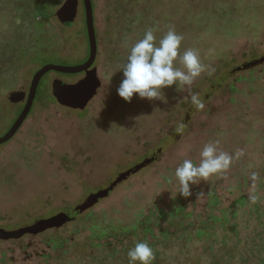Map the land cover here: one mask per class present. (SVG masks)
<instances>
[{
	"label": "rangeland",
	"instance_id": "374dc122",
	"mask_svg": "<svg viewBox=\"0 0 264 264\" xmlns=\"http://www.w3.org/2000/svg\"><path fill=\"white\" fill-rule=\"evenodd\" d=\"M65 1L27 3L43 20L36 26L46 31L36 40H46L49 46L41 65L74 67L88 59L83 0L71 25L56 17ZM92 1L98 44L93 69L101 86L84 110H74L57 102L52 85L55 79L74 84L85 74L50 72L41 79L29 117L17 135L0 146V229L13 231L62 212L72 214L87 197L108 189L120 173L146 158L156 161L62 227L1 240L0 264H128L123 254L126 263L105 259L106 252L88 239L93 231L135 228L152 213L181 207L197 215L206 212L212 193L218 195L221 208H229L242 192L238 188L243 179L264 168V0ZM13 5V0H0V137L25 105L11 103L8 94L23 88L28 95L42 67L32 59L31 49L21 60L14 58L30 33L27 22L18 25ZM221 6L236 8L223 16ZM149 29H154L157 44L175 29L184 38L181 54L198 50L206 71L191 88L173 86L163 90L160 100L137 96L129 103L117 94L124 78L122 66ZM176 66L182 67L179 62ZM193 93L203 108L191 102ZM210 142L231 155L232 163L190 186L191 196L185 198L175 170L186 159L198 163ZM155 220L150 219L159 222ZM123 236L122 245L121 237L108 241L116 250L129 251L137 235ZM58 239L69 242L54 248ZM193 247L195 242L183 247L176 238L166 248L157 245L161 264H196L201 251Z\"/></svg>",
	"mask_w": 264,
	"mask_h": 264
},
{
	"label": "trees",
	"instance_id": "16d2710c",
	"mask_svg": "<svg viewBox=\"0 0 264 264\" xmlns=\"http://www.w3.org/2000/svg\"><path fill=\"white\" fill-rule=\"evenodd\" d=\"M29 1L13 0L14 11L18 15V25L27 22L30 33L25 46H19L16 49L17 55L14 58L16 62L21 60L27 50L31 49L34 52L32 59L41 65L40 57L49 56V46L46 40L41 43L36 41L41 36H46V31L36 26V22H43V20L39 19L36 12L32 13L31 7L27 5ZM38 1L29 3L34 5V3H40ZM235 8L221 6L223 16ZM4 52L6 53V50ZM7 63L12 66L10 59ZM254 176L245 177L243 184H239L238 189L242 192L229 208H221L218 195L212 193L206 212L197 215L194 212L186 213L184 207L170 213L160 211V213H152L150 217H147L148 220L139 222L138 227L135 228L120 227L112 231H110L112 228H107L100 233H97L94 228L95 231L89 240H93L96 243L93 246L100 248L101 252H106L102 255L105 259H120L124 263H126L124 257L128 254L127 247L116 250L117 247H112V241L108 240L111 238L116 241L121 237L118 244L122 245V238L125 237L123 235H129L132 232L135 236L137 235V239L130 243V246L128 245L129 248H133L138 241L147 242L155 253L152 264H161V250L157 249V245L166 248L173 238H176V242L183 247L189 246L191 242L196 243V247L193 248L201 251L196 256V264H264V168ZM217 210L218 214H216ZM81 215L78 214L77 218ZM154 216L155 221L159 222L150 221ZM160 221L167 224V227L160 224ZM173 229L174 233L171 232ZM137 230L140 231V237ZM178 248L182 254V247ZM182 264L188 263L185 261Z\"/></svg>",
	"mask_w": 264,
	"mask_h": 264
},
{
	"label": "clouds",
	"instance_id": "9594fccd",
	"mask_svg": "<svg viewBox=\"0 0 264 264\" xmlns=\"http://www.w3.org/2000/svg\"><path fill=\"white\" fill-rule=\"evenodd\" d=\"M183 39L175 29H169L157 44L154 29L147 30L144 37L131 47L122 66L124 78L117 88L119 97L129 103L137 96L142 100L154 101L160 100L164 89L173 86H177V89L180 86L191 88L206 67L201 62L198 50L187 49L181 54ZM177 62L182 67H177ZM190 98L197 107H204L198 94L193 93ZM231 163L232 156L218 151L216 143L206 144L200 152L198 163L186 159L176 168L175 178L180 186V194L185 198L190 197V186L227 170ZM127 255L128 264H152L155 259L154 250L143 241L136 242Z\"/></svg>",
	"mask_w": 264,
	"mask_h": 264
},
{
	"label": "water",
	"instance_id": "95a60500",
	"mask_svg": "<svg viewBox=\"0 0 264 264\" xmlns=\"http://www.w3.org/2000/svg\"><path fill=\"white\" fill-rule=\"evenodd\" d=\"M86 32L89 43V56L88 59L74 67H66L54 64L43 65L33 76L26 95L25 89H19L11 91L8 94V99L11 103L17 104L19 102H25V105L9 128V130L0 137V146L11 141L22 128L23 124L27 120L34 105L38 87L41 79L50 72H57L67 75H78L84 73V78L74 84H67L59 79H55L52 85L53 96L57 102L67 108L74 110H84L92 99L96 96L101 82L97 77V72L93 69V65L97 58L98 44L97 35L94 22V7L92 0H83ZM79 0H66L64 4L57 10L56 17L63 25H71L78 14ZM155 161V157L146 158L143 162L135 165L134 167L122 172L111 183L108 189L99 191L96 194H92L85 199V201L77 206L72 214L62 212L54 217L39 220L36 223L22 227L13 231H6L0 229V241L8 239H18L25 235H39L53 228H60L67 222L74 220L78 214H83L94 208L102 199L106 198L110 191L117 188L120 184L127 181L131 176L136 175L141 170L149 166Z\"/></svg>",
	"mask_w": 264,
	"mask_h": 264
},
{
	"label": "flooded vegetation",
	"instance_id": "af4514ba",
	"mask_svg": "<svg viewBox=\"0 0 264 264\" xmlns=\"http://www.w3.org/2000/svg\"><path fill=\"white\" fill-rule=\"evenodd\" d=\"M84 74V73H83ZM155 161H156V158H155ZM154 161V162H155ZM153 162V163H154ZM20 239V238H19ZM89 239V238H88ZM8 240H18V239H8ZM63 241L65 242V243H67V242H69L67 239H63ZM63 241L62 240H60V239H58L57 241H55L56 242V244L54 245V248H58V247H62V246H64L65 245V243H63Z\"/></svg>",
	"mask_w": 264,
	"mask_h": 264
}]
</instances>
